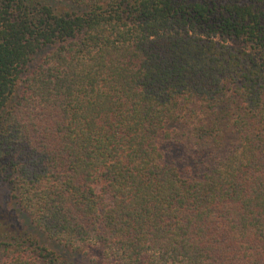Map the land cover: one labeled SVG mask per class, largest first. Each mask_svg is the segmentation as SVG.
I'll return each mask as SVG.
<instances>
[{
    "label": "trees",
    "instance_id": "1",
    "mask_svg": "<svg viewBox=\"0 0 264 264\" xmlns=\"http://www.w3.org/2000/svg\"><path fill=\"white\" fill-rule=\"evenodd\" d=\"M0 181V264H264V0H0Z\"/></svg>",
    "mask_w": 264,
    "mask_h": 264
},
{
    "label": "rangeland",
    "instance_id": "2",
    "mask_svg": "<svg viewBox=\"0 0 264 264\" xmlns=\"http://www.w3.org/2000/svg\"><path fill=\"white\" fill-rule=\"evenodd\" d=\"M6 204H7V190H6V186H5V183H2L0 181V208L3 210L4 208H6ZM6 210V209H5ZM4 210V211H5ZM4 216L5 214H0V216ZM6 222L4 223V220H3V225H8L9 223V220H8V216H6ZM82 259H84L82 256H76V261L79 260V261H82ZM88 260V258H87Z\"/></svg>",
    "mask_w": 264,
    "mask_h": 264
}]
</instances>
